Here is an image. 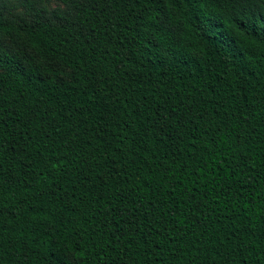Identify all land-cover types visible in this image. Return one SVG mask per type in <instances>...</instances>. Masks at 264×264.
<instances>
[{
	"label": "trees",
	"instance_id": "1",
	"mask_svg": "<svg viewBox=\"0 0 264 264\" xmlns=\"http://www.w3.org/2000/svg\"><path fill=\"white\" fill-rule=\"evenodd\" d=\"M50 3L0 0V264H264V0Z\"/></svg>",
	"mask_w": 264,
	"mask_h": 264
},
{
	"label": "snow or ice",
	"instance_id": "2",
	"mask_svg": "<svg viewBox=\"0 0 264 264\" xmlns=\"http://www.w3.org/2000/svg\"><path fill=\"white\" fill-rule=\"evenodd\" d=\"M70 2V0H51V7L53 9H56L58 7H62L64 4ZM264 18V17H262ZM56 69L54 68L53 71H55Z\"/></svg>",
	"mask_w": 264,
	"mask_h": 264
},
{
	"label": "rangeland",
	"instance_id": "3",
	"mask_svg": "<svg viewBox=\"0 0 264 264\" xmlns=\"http://www.w3.org/2000/svg\"><path fill=\"white\" fill-rule=\"evenodd\" d=\"M51 4V3H50Z\"/></svg>",
	"mask_w": 264,
	"mask_h": 264
}]
</instances>
